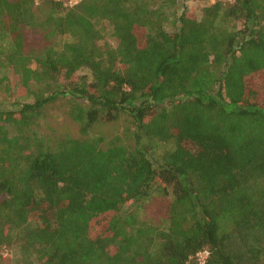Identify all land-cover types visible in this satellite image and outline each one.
Wrapping results in <instances>:
<instances>
[{
  "label": "trees",
  "instance_id": "obj_1",
  "mask_svg": "<svg viewBox=\"0 0 264 264\" xmlns=\"http://www.w3.org/2000/svg\"><path fill=\"white\" fill-rule=\"evenodd\" d=\"M199 1L200 18L178 0H0L17 106L0 103V260L264 264V0ZM59 98L79 135L49 143ZM122 115V135H91ZM155 187L164 223L122 211Z\"/></svg>",
  "mask_w": 264,
  "mask_h": 264
},
{
  "label": "rangeland",
  "instance_id": "obj_2",
  "mask_svg": "<svg viewBox=\"0 0 264 264\" xmlns=\"http://www.w3.org/2000/svg\"><path fill=\"white\" fill-rule=\"evenodd\" d=\"M77 0H66V4L72 5L76 3ZM214 0H208L206 3L213 2ZM226 1V0H225ZM231 1V0H227ZM178 5L183 7H187V10L192 13L197 18L201 17V8L204 5L203 1L199 0H178ZM29 41L32 45L34 43H38L37 36L27 34ZM104 38L100 40L103 43L105 40H109V29H105ZM13 77H10L11 85ZM15 93V91L12 89ZM13 93V94H14ZM262 103L264 104V95H261ZM14 96H7L5 92L0 91V103L4 107H9L12 109L17 108L15 105ZM15 102V103H14ZM66 99L59 98L56 101L48 104L46 109V115L44 114L43 120L40 122L38 126V130L47 141L53 142L57 136H70L77 137L79 135L78 125L72 121L65 110ZM128 119L124 115L119 117V119L113 122H106L103 124H97L92 130L91 135H104V136H112V135H122L125 130V127L128 126ZM124 136V135H123ZM159 190L157 187L151 190V195L145 199H142L141 202L131 206H125L122 208V211H137L138 215L147 220L148 222H153L155 224L164 223L166 218V209L167 204L170 201L169 195H162L158 193ZM18 256V252L15 247L7 246L2 255V259L0 260V264H13L14 258Z\"/></svg>",
  "mask_w": 264,
  "mask_h": 264
},
{
  "label": "built area",
  "instance_id": "obj_3",
  "mask_svg": "<svg viewBox=\"0 0 264 264\" xmlns=\"http://www.w3.org/2000/svg\"><path fill=\"white\" fill-rule=\"evenodd\" d=\"M78 1V0H77ZM76 1V2H77ZM209 255L208 250L204 249V250H200L195 254L196 257V261L198 264H204L206 262V259Z\"/></svg>",
  "mask_w": 264,
  "mask_h": 264
}]
</instances>
